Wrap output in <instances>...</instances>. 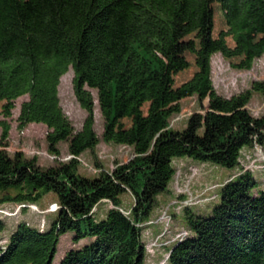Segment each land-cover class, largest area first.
Segmentation results:
<instances>
[{"label": "trees", "instance_id": "trees-1", "mask_svg": "<svg viewBox=\"0 0 264 264\" xmlns=\"http://www.w3.org/2000/svg\"><path fill=\"white\" fill-rule=\"evenodd\" d=\"M218 1L227 28L215 36ZM183 11L197 23L199 41H190L196 70L180 90L208 98V105L183 129H173L169 119L182 109L174 76L190 65L179 50ZM227 36L244 52L234 66L251 68L264 53V0H0V128L7 136L14 101L27 94L19 126L46 124L48 150L59 156V143L66 141L73 154L44 166L37 156L0 148V203L38 202L54 191L58 204L40 225L26 219L15 224L0 248V264H53L67 232L74 244L84 243L69 248L59 264H145L155 237L160 245H153L154 253L165 264H264V187L254 169L241 166L243 148L264 145V113L255 116L247 108L253 89L264 93V81L230 96L216 91L211 56L226 47ZM69 67L87 110L79 129L59 96ZM90 88L97 90L104 139L132 146L134 155L87 176L78 156L99 141ZM183 155L238 166L237 173L219 183L205 205L185 198L176 211L177 204L167 206L160 194L173 196L174 158ZM128 191L134 195L129 210L121 206ZM102 204L111 205L103 210ZM160 204L169 209L157 218L167 211L179 222L177 232L153 220ZM147 222L153 223L149 230ZM169 229L170 241L163 243Z\"/></svg>", "mask_w": 264, "mask_h": 264}, {"label": "rangeland", "instance_id": "rangeland-1", "mask_svg": "<svg viewBox=\"0 0 264 264\" xmlns=\"http://www.w3.org/2000/svg\"><path fill=\"white\" fill-rule=\"evenodd\" d=\"M215 17H214V35L218 36L222 29H226L225 21V6L222 1L215 2ZM181 20L183 23V34L180 40L179 50L189 60V67L179 71L174 76V86L177 89L178 99L182 109L179 113L173 114L169 119V126L173 129H183L187 123L188 117L195 111H204L208 105V98L201 100L193 91H181V84L187 80L196 70L195 57L190 50V41L198 43L199 33L197 23L186 12H182ZM244 56L242 48L236 47L235 41L231 36L226 37V47L218 46L217 50L211 56L212 80L216 91L222 95L230 96L232 94L245 91L252 88V83L255 80L264 81V53L254 60V63L249 69H242L234 66L235 63ZM74 70L72 67L62 74L59 84V96L62 108L76 129L82 126V123L87 115V110L81 105L74 89ZM94 100V118L95 129L97 131L99 141L92 149H87L82 152L78 159L80 161L79 171L87 176L95 175L101 169H113L118 162L129 160L133 155V147L128 144L115 143L105 140L103 137V117L100 110L97 90L90 88ZM28 95H22L15 99V105L12 109V115L8 117L10 129L7 136L3 134L0 128V148H6L11 154L16 151H23L26 156L38 157V162L41 165L47 166L54 164L59 160H68L73 154L69 153L68 143L61 141L59 143L60 155L51 153L48 150L46 135L48 127L42 122H30L25 127H20L18 115L20 112L21 103L28 99ZM5 101H0V117H2V105ZM247 108L255 116L264 113V93L258 90L252 91V97L247 104ZM126 125L131 121L128 118L123 119ZM241 166L254 171L255 175L260 178L262 187H264V145L255 143L254 146L245 147L241 153ZM174 163L177 168L176 175L170 186L173 190V196L169 192L160 194L166 198L165 203L175 205L174 210L179 211L182 204L187 202L205 205L208 200L214 198L218 189V184L224 183L230 175L237 173L238 166L227 167L209 161H201L189 157L187 155L177 156L174 158ZM57 195L54 191L45 193L38 202H2L0 203V220L2 221V229L0 230V248H3L8 241L11 229L21 219H26L34 224H41L42 219L52 218L54 211L58 208L56 202ZM106 201V200H105ZM134 202V195L128 191L122 194L121 206L124 209H131ZM111 205V204H109ZM109 205L102 204L103 210ZM154 211V221L156 219L163 220L166 225L169 223L173 232L181 229L179 222L175 217L170 218L166 211L165 215L157 218L160 212L163 213L167 206L159 205ZM171 213V211H170ZM150 222V221H149ZM175 222V225H173ZM146 224V223H145ZM149 224V225H148ZM153 223H148L146 230L152 228ZM146 225V226H147ZM177 225V226H176ZM162 226V223H161ZM170 229L164 233L163 243H169L167 235ZM154 236V235H153ZM159 237L148 245L149 254L146 256L145 264H165L163 259L157 252L154 253L153 245L159 243ZM168 240V241H167ZM84 240H80L74 244L71 238V232H67L60 237V242L57 246V252L53 260V264H59L60 258L64 253L73 246H80ZM159 259V260H158ZM166 264H169L167 262Z\"/></svg>", "mask_w": 264, "mask_h": 264}]
</instances>
